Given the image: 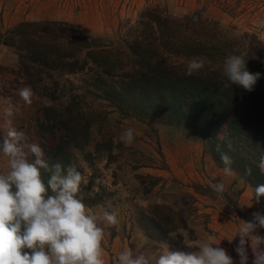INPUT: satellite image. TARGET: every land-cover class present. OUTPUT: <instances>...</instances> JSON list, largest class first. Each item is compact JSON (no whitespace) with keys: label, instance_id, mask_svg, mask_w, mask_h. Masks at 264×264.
I'll list each match as a JSON object with an SVG mask.
<instances>
[{"label":"rangeland","instance_id":"374dc122","mask_svg":"<svg viewBox=\"0 0 264 264\" xmlns=\"http://www.w3.org/2000/svg\"><path fill=\"white\" fill-rule=\"evenodd\" d=\"M147 10L176 20L172 27L176 34L181 27H190L184 18L200 13L202 20L191 25L186 35L202 39L207 34V41L218 44L222 54L196 56L204 67L193 75L204 85L209 78V84L225 93L229 89L222 74L225 57L234 51L243 53L254 66L258 43L264 44V0H0V136L6 128L3 109L11 103L18 109L10 118L11 126L24 131L28 142L37 143L50 165H77L84 176L79 198L93 211L118 212L120 230L109 229L111 235L104 243L106 264H115L117 254L126 248L158 253L167 245L171 250L195 251L206 234L221 240L219 246L239 264L235 251L239 237L231 243L228 239L240 220L251 221L254 212L264 214V205L252 201L255 187L238 164H232L235 176L223 172L217 144L226 152V142L231 141V150L240 152L229 155L232 160H252L246 145L229 134L226 117L191 105L189 123L172 116L179 107L158 104L152 109L108 98L107 92L114 90L111 86L119 92L132 89L126 86L127 74L136 78L148 72L149 43L167 57L165 63L161 61L162 69H182L179 72L185 74L191 58L167 54L159 46L155 39L160 25H149L141 17ZM63 29L102 46L81 49L78 41L61 33ZM54 52L75 57L93 53L94 58L109 61L121 77L95 88L92 74L72 73L52 62L44 65L56 58ZM25 86L35 93L30 106L18 95ZM232 98L240 109L248 108L255 123L263 122L258 95L238 93ZM226 102L225 98L216 102L222 114L234 110V103ZM127 128L134 130L130 145L119 140ZM48 178L44 173L45 182ZM220 181L225 184L223 196L210 187ZM258 232L264 236V229ZM185 237L189 248L183 243ZM253 259L249 247L248 264Z\"/></svg>","mask_w":264,"mask_h":264},{"label":"clouds","instance_id":"9594fccd","mask_svg":"<svg viewBox=\"0 0 264 264\" xmlns=\"http://www.w3.org/2000/svg\"><path fill=\"white\" fill-rule=\"evenodd\" d=\"M203 67L202 59H191L185 75L191 76ZM222 74L231 85L248 92L262 78V73L250 72L245 55L235 51L225 57ZM18 95L30 106L35 93L25 86L18 90ZM17 111L11 103L3 109L6 128L0 136V264H106L104 243L111 235L109 229L120 230L118 212L90 209L78 196L84 176L77 165H50L42 148L28 142L24 131L11 126L10 118ZM119 140L132 144L134 130L125 129ZM226 147L232 149L231 141L226 142ZM216 151L220 153L224 174L235 176L232 158L219 144ZM257 166L264 175V154ZM251 171L250 167L245 168L246 174ZM44 173L49 174L46 182ZM210 187L217 196H223L226 190L222 181L210 183ZM252 192V201L259 203L264 196V184L257 185ZM252 217L251 221L240 220L228 239L231 243L239 237L235 249L239 264H248L249 247L254 257L252 264H264V236L258 232L264 229V214L254 212ZM183 243L191 247L187 237ZM220 243L215 236L206 234L195 251L171 250L167 245L158 253L126 248L117 254L115 264H234Z\"/></svg>","mask_w":264,"mask_h":264},{"label":"trees","instance_id":"16d2710c","mask_svg":"<svg viewBox=\"0 0 264 264\" xmlns=\"http://www.w3.org/2000/svg\"><path fill=\"white\" fill-rule=\"evenodd\" d=\"M156 13L157 11L147 10L141 15V17L142 19L144 18L148 20L150 23L149 25L153 23L160 25L161 32L157 34L158 38L155 39V41H158L159 46L167 52V54L180 55L188 59L195 58L199 55L210 56L213 54H222V48L218 44L210 45L213 42L207 41V34H205V37L202 39H194L191 38V36L186 35L187 31L191 30V25L202 20L200 13H194L192 16L184 18V20L188 21L190 27H181L183 29L181 32L177 31L178 34L174 33L175 29H172L176 20L170 19V17L164 15L160 16V13ZM204 21L206 22L207 20L205 19ZM70 31H72V29ZM61 33L78 41V45L81 49L83 47L96 49L97 47L102 46L98 45L96 40L91 41L90 39L89 42L88 39L81 38L80 36L74 34L69 35L68 30L65 29H63ZM177 35L179 36V39L175 40ZM2 38L3 35L0 34V43ZM258 44L261 48L260 52H258L256 61H253L255 64L253 66L247 63V67L250 72L262 73V78L257 82L254 90L251 92L245 91L244 89L229 83L226 84L229 85V89L226 88L225 93V90L214 88L209 84V78L204 79V85L200 84L198 78L194 75L186 76L185 74H181L179 71L182 69H178L179 71L177 72H173L166 67L162 69L161 63H165L167 57H164L161 53L159 54L157 52L158 49L153 48V44L149 43V47L146 48L148 51L150 50L149 53L151 54L148 53L150 57V61L148 62V65H146L148 72L142 73L136 78L127 74L125 79H128L129 82L126 83V86L133 90H125L122 88V91L119 92L118 90H115L117 87L111 86L114 90L107 92L108 98L113 102H118L122 105L129 104L130 101H133L140 105L145 104L146 107L152 109L154 105L158 104H164L168 107L171 106V108L179 107L180 111H176L172 116L175 117L176 115H179L189 123L193 122V119L189 117V109L191 105H196V107L201 108V110L210 115L222 116V118L226 117L229 134L233 139L238 138L236 140H238L240 144L246 145L245 152L248 158L256 160L254 164V161L252 162V160L249 161L247 158H239L236 161L234 159L233 164H238L245 177L251 181L254 187H256L257 185L264 184V175L260 173L257 166L259 157L264 154V120L262 123H255L257 120H253V116L247 111L248 108L243 106V108L240 109L239 104L235 103V100L232 97L236 96L238 93H244L251 97L258 95L263 108L261 115L264 118V44L261 42ZM54 53L57 55L56 58H53L51 61H46L44 65L47 64L50 66L51 63L49 62H52L53 65L57 67H68L72 73H82L85 75L92 74L93 86H95V88L107 85L109 80L112 81L114 77H121V75H116L114 66L111 65L109 61H100L93 57V53L87 52L83 57H75L73 55L61 56L57 52ZM142 53L144 54L146 51ZM57 57L61 59H58ZM66 57L69 61L67 60V62H64V58ZM38 64L42 65V63ZM90 64H93L96 67L92 68ZM224 98L227 102L231 104L234 103V110H230L229 113L226 110V112H223L222 114L219 105L216 102L221 103ZM172 116L171 118H173ZM239 148L241 149V147ZM231 151L235 152L236 150H226L227 154L230 156L236 157L240 154V152L237 151V154H233ZM246 167L251 168L252 171L250 175L245 173ZM260 202L264 205V196L260 197Z\"/></svg>","mask_w":264,"mask_h":264}]
</instances>
